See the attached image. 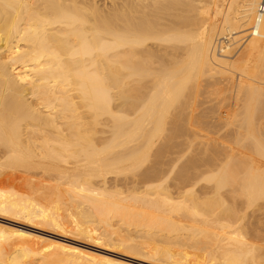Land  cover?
Instances as JSON below:
<instances>
[{"label":"bare ground","instance_id":"6f19581e","mask_svg":"<svg viewBox=\"0 0 264 264\" xmlns=\"http://www.w3.org/2000/svg\"><path fill=\"white\" fill-rule=\"evenodd\" d=\"M259 3L260 0H117L113 3L114 5L110 12L101 13L94 6H83V0H0V167L14 170V167L17 168L18 165L19 168L20 166L28 167L32 165L31 168L36 166L45 169V171L51 170L50 173L55 169L57 178H55L54 173H51V175L52 178L54 175V179H57L55 183L58 185L56 186H59V189H63V195L68 200H73L75 204L77 203L74 206L75 209H82L80 205L82 206L83 204V206L87 207V211L93 214L89 213L90 216H94L97 212L96 215L99 217H96L100 218V221L97 219L99 223L102 221L101 226L106 222L107 216L112 213L115 214L114 217L116 215L118 217L121 216V218L119 217L121 219L119 225H121V222L124 223V220H126V223L132 219L133 223L128 224V226L132 225V228H135L133 226L135 221V225L138 223V225H149L147 228H150V226L155 227V229L156 227H158L157 229L160 227L165 228L160 229L163 232L167 229L170 234L174 233L173 231L176 233L183 230H187L190 233L191 230L197 231L198 235H202L205 238L209 237L208 245L210 250L208 247L207 249L209 250L210 259L214 262L213 264H263L264 161L262 160L264 159V145L262 143L264 144V142L260 143V139H257L258 135L253 136L254 132L251 130L253 117L249 116L250 112L255 108L254 102L260 98L264 99L262 98L264 97V13L259 15ZM238 33L240 35L246 34L240 37L244 38L241 44L236 49H233L235 46L233 44L240 41L236 37ZM241 45L243 46L241 47ZM204 71L209 75L220 73L224 75L223 77L227 75V77L229 76L232 79L234 75L231 73H238L235 92L238 95L237 98H240L242 109H244L248 117L243 118V122L246 119L243 126L247 124V128L249 126L250 129V131L248 129L249 134H247L256 137L253 138L256 142V147H254L255 155H253L252 149H250V152L249 150L245 151L244 148L243 150L245 152L248 151V154L250 153L256 158L250 160L245 155L248 158V163L245 164L243 170L242 168L246 162L239 163L240 161L238 162L237 158L240 159V157L238 156L236 157L237 162L234 161L233 165L229 166L224 162L226 165L222 164V169L217 168V170L221 169L219 173L213 167L214 170L212 169V171L218 173L215 175V185L212 187L200 186L197 194H194L196 196L194 197L195 200L192 197L188 198L186 193L190 191L195 193L193 189H196L194 187L199 185L201 176L210 170L198 169V167L195 168L194 166L190 167L195 168L193 170L188 171V168L182 171L179 170L180 173L177 176L176 174L171 176L174 164H176L175 160L177 159L175 155L173 158H167L166 155L165 161L162 162V159L161 163L158 161V165L155 162L156 164H153L151 168L147 167L148 169H144L145 171L140 176L138 175V178L136 176L135 178L132 177L134 179L131 180L130 178V181H125V178L120 179L124 183H122L123 185L120 184V180L118 182L119 178L117 177L122 170H120L118 165L121 166L123 162L125 167L124 169L121 168L123 170L129 165L128 167H131L130 170L129 168L128 171L127 169L125 170L128 173L142 163V157L140 158L137 154L138 152L135 151L140 145L136 147L130 145L132 148L129 146L127 148L126 145L128 143L141 139L146 148L151 146L150 148L152 149L155 137L161 136L168 128H172L173 125L171 123L167 127L168 118L170 121L179 120L180 122V124L174 125V128H176H173L174 131L182 130V125H185V123L186 129L190 128L191 125L193 126L192 117L196 115L193 114L195 113L193 108L195 105L192 107L191 99L197 94V76L201 73L203 74ZM208 79L211 80L209 76ZM224 79L226 80L227 78H223V82L225 81ZM226 84H231V82ZM111 88L115 89V91L112 92ZM83 107L92 114L94 121L96 120L95 122H98L99 116L105 114L113 118V126H108L111 127V137H109L111 132L108 131L110 129L107 127V131H105L106 129L101 130L99 137L86 133ZM199 114L201 115V113ZM107 132L110 133L106 136ZM172 133H169V135ZM98 134L100 133L98 132ZM191 135L193 134L191 133ZM169 139H171V136ZM98 140L99 143L97 142ZM209 142L212 145L213 142ZM180 143L182 144V142ZM135 145L137 144L135 143ZM203 146L205 147L206 145L204 144ZM200 147L202 148V145ZM222 147L219 148L223 151ZM220 149L217 151V155L219 153L222 155ZM213 150L215 151V148ZM224 150L227 151L226 149ZM168 151L169 149L160 151L161 154L159 156ZM142 153H144V150ZM156 154L155 159L157 158ZM224 154L223 152V158ZM229 155L232 156L231 153ZM147 156L146 154L143 159H147ZM194 156H197V160L194 159L198 163V158L201 156L198 157L197 154ZM138 158L141 159V162ZM228 158L232 157L228 156ZM213 159L215 163L218 161H216L214 156ZM225 159L227 160V155ZM225 159H220L219 162H223ZM212 160L211 162H213ZM125 161L133 164L130 165L128 163L125 165ZM186 161L183 160L184 163ZM215 163L210 165L217 167ZM181 167L183 168V165ZM4 170L2 169V171ZM5 173L3 178L9 175L7 172L5 176ZM9 173L11 176L12 173ZM110 173L114 174L110 175ZM13 175L16 177V174ZM92 177L98 179L93 182L91 181ZM11 178L14 177L11 176ZM203 178L205 179L204 175ZM164 182L168 183L167 186L169 185V187L166 186V192L162 191L163 193H161L160 189L163 188H159L158 183L163 185ZM152 183L155 186L157 183L159 188L155 196L153 189L150 190L154 193L152 197L138 195L142 193L141 191L132 192V190H139V185H147L149 187ZM118 184L121 186H118ZM1 185L4 186L5 184ZM226 186L231 188L230 191L233 194L232 202L228 201L231 204V209L227 208L230 212L229 215L232 217H227V209L225 210L226 207L224 206L228 203L224 195L228 194H218L219 189ZM144 190H146L145 187ZM148 190L146 191L148 192ZM16 191L18 190L6 189L5 186L4 188L0 186V218L5 217L4 215H11L20 217L18 219H27L28 222L30 221L34 224H53L56 228L65 231L66 228L64 227L65 229H63L61 227V224L64 225V223L60 224L63 220L61 217L63 215H60V217L59 214L55 215L53 208L47 206L51 203L46 205L35 194L29 196V194H22L23 191L21 190L22 193L19 191L17 193ZM147 192L144 193L146 194ZM211 193L219 195L221 199L220 207H222L223 203V210L227 213L225 216L215 215V218H202L205 213H210L206 212L205 207L207 203L209 205V202H204L206 203L205 209L203 208L204 210H202L195 201L197 199H208ZM258 199H260L256 208L258 212L255 213L253 211L244 221L247 233L246 231L238 230V227L240 229L243 227L240 225L237 226V230L236 228L234 229L235 220L242 219V222L246 217L248 204L254 205ZM65 201L67 200L65 199ZM54 203H57V201ZM66 203L64 202L65 206H68V201ZM64 204H60V206L63 205V209ZM217 206L219 208V204ZM47 207H51L52 212H50L51 208L48 209ZM83 209L85 210V208ZM211 209L213 211L215 208L213 209L212 207ZM84 210L81 213V217L85 215ZM93 211L94 213H92ZM218 211L222 210L218 209ZM78 214L80 215V213ZM207 214L205 216H208ZM212 214L210 213L209 216ZM79 215H76L78 217L77 220L81 218H79ZM101 216L106 218L102 219ZM222 216L223 218H221ZM196 217H198V220L194 219ZM182 218L188 221L194 220V223L199 221V223L197 222L199 224V226L197 225L198 228L194 229V226L183 223ZM83 220L82 218L80 219L81 224L77 225V228L72 229V232L81 234L97 244L112 246L117 242H113L109 238L110 236L106 238L108 234L105 230L106 236L104 233L101 234L102 232L96 234V230L99 227L92 223L91 220L88 221L92 225H88L87 221ZM241 222L240 224H242ZM115 224L116 222L113 225ZM17 227L10 228L0 223V237L8 236L23 241H31L32 239V243L33 240L36 243H43L41 246L45 247V249L47 248V251L53 247L57 250L56 253L61 256V261L64 264H128L119 258H108L109 256L97 259V256H93L75 245L55 240H50L47 244L48 241L46 242L45 238L34 236ZM106 227L107 230L113 226L109 223ZM123 227L120 228L119 226L118 228L122 229ZM115 229L116 231H113L114 235L118 233L120 236L121 234L117 232V228ZM115 229L113 227V230ZM161 230L160 236L162 237ZM132 231L134 232L135 230L133 229ZM121 233H123V229ZM128 233L131 234V232ZM143 234V237L148 236H145L148 232ZM118 235L116 234V237ZM123 235L128 238L125 239L124 237L127 241L132 239L131 235L129 238L127 233L125 234V230ZM135 236L133 235L134 239ZM154 236H156L158 241H162L164 238L159 239V235L157 236L156 234ZM138 238H142V236ZM124 239H121L122 242L125 241ZM208 239L206 238V240ZM178 240L180 239L177 237L175 243H172L176 244ZM200 240L202 241L203 239ZM44 241L47 245H44ZM201 241V244L205 243ZM135 242L133 241V243ZM141 242L142 240L139 243ZM195 242L193 243L197 245V242ZM180 243H177V246H181ZM81 244L79 243V245ZM144 244L148 245V242H144ZM133 246L132 244L129 247L125 246V250L146 259L162 260L173 264H199L198 262L193 263V258H196L194 255L193 258H189L190 260L192 259L191 261L187 258L186 255L191 253V251L178 254L176 257L174 255L175 251L173 253L170 248H163L160 245L153 247L152 244L150 246L153 248L147 247V251H143L146 249L143 247L145 245H141L143 250ZM203 246H201L202 249L198 248V250L203 251L204 247L206 250V246ZM27 247L24 248L25 250L23 248L21 250H29ZM193 247L195 246L193 245ZM195 250L194 253H198V250L196 252ZM44 251L42 250L41 253ZM26 252H24L25 254L21 252V254L27 255ZM176 252L178 253V249ZM205 252L207 254V251H204V254ZM0 255L2 257V254ZM3 256V258L7 257L4 254ZM28 257L31 258V256ZM38 258L42 261L40 262L42 264L43 258L41 256ZM5 259L0 264H5L6 262L10 264V261ZM206 259L204 257V260ZM58 264L61 263L58 262Z\"/></svg>","mask_w":264,"mask_h":264},{"label":"rangeland","instance_id":"374dc122","mask_svg":"<svg viewBox=\"0 0 264 264\" xmlns=\"http://www.w3.org/2000/svg\"><path fill=\"white\" fill-rule=\"evenodd\" d=\"M117 0H83V6L85 5V6H89V7H91V6H94V7H96L98 10H100L101 11V13H107V12H110L111 11V9H112V7H113V3L114 2H116ZM88 7V8H89ZM243 34H246V33H243ZM240 35V33H238V34H236L237 36L236 37H238L237 39H239L240 41H237L236 43H234L233 44V49H236L237 47H238V45H240L241 44V42L244 40V38L242 39V38H240L241 36H244V35ZM243 45H241V47H242ZM241 49V48H240ZM234 51V50H233ZM199 74H200V72H199ZM202 74V73H201ZM200 74V75H201ZM205 76H207V77H205ZM203 76L201 75V77H200V79H199V76L200 75H198L197 76V85H198V87H197V94H195V96L193 97V99H191V104H192V107L195 109V113H193V114H195L196 116H193L192 118H193V122H194V124H193V126L191 125V127L190 128H188V129H186V123H185V125L183 124L181 127V129L182 130H180V131H174V129H176V128H174L175 126L174 125H178V124H180V122H179V120H177V121H170V119L168 118V124H167V127H169V124L171 123L173 126H172V128H168L161 136L159 135L158 137L156 136L155 138L156 139H154L155 141H153V143H152V149L150 148L151 146H147V148H146V145L145 144H143L144 142H143V140H136V141H134V142H130V143H128L127 145H126V147L127 148H132L131 146L133 145L134 147H136V146H138V145H140L139 147H137V150H135V151H137L138 153V155L140 156V158L142 157V163L141 164H139V165H137V167H135V168H133V166H132V168L134 169V170H132L131 169V171H129L128 173H127V171H128V166L129 165H127L126 167V169H127V171H125V170H123L125 167H124V164H123V162H122V165L121 166H119L118 165V167L120 168V170H122L120 173L118 172V171H120L118 168H117V172L119 173H117L118 174V177L117 178H119L118 179V182H119V180L121 179L122 180V178L125 180V181H130V178H131V180L132 179H134L135 178V176L138 178L141 174H142V172H144L145 170H147L149 167L151 168L152 166H153V164H156V165H158L159 163H161V160H162V162L163 161H165L166 160V157L168 158V157H174V155H175V157H177V161L175 160V162H176V164H174V170L172 171V173H171V176H175V174H176V176H177V174H179L180 173V171H182L183 169L184 170H186L187 168H188V171L189 170H193V169H195V168H197L198 167V169H207V170H210L209 172H207V173H203V175H204V177H205V179L203 178V175L201 176V179H200V183H198L199 185H196L194 188H196V189H193V191L195 190V193L194 192H192V191H190V192H185L186 194H188L187 196H188V198H190V197H192L193 199H194V197H196L195 195L197 194V192H198V188L201 186V187H204V186H210V187H212L213 185H215V175H216V173L218 172H220V170L222 169V164H224V162H226L227 163V165H233V163H234V161L235 162H237V160H238V162L239 163H243V162H246V163H244V166H243V168H242V170L244 169V167H245V164H247L248 163V158H250V160L252 159V158H256V156H252L250 153L248 154V151L247 152H245L246 150H249V152H250V149H252L251 151H255L254 150V147H256V142L253 140V138H256V137H253V136H255V135H258V137H257V139L259 138L260 139V143H262V142H264V128H263V126H264V99H259L258 101H256V102H254V110L252 111V112H250V115L249 116H251V117H253V122H252V124L254 125H251V130H252V132H254V135L252 136H249L248 134V129H249V126H248V128H247V124H244V126H243V123L244 122H246V119H244V122H243V118H248L247 117V114H245V111H244V109H242V103L240 102V98L238 99L237 97H238V95H237V93L235 92L236 91V81H237V78H238V73L237 72H235V74H234V72H232L231 74H233L232 76H233V79L232 78H229V76L227 77V75H226V77H223L224 75H221L220 73L218 74V73H216V74H213V75H209L207 72L205 73V71L203 72ZM208 74V75H207ZM208 76H209V78L211 79V80H209L208 79ZM211 77H213V78H211ZM227 78L225 81H227V82H223V78ZM218 79V80H217ZM220 79H222V80H220ZM232 79V81H230ZM214 80V81H213ZM220 80V81H219ZM219 81V82H218ZM221 81H222V83H221ZM229 81V82H228ZM206 82V83H205ZM231 82V84H226V83H230ZM199 83V84H198ZM212 83V84H211ZM220 83V84H219ZM204 84V86H202ZM216 84V85H215ZM225 85V86H223V85ZM217 85H218V87H217ZM222 86V87H221ZM227 86V87H226ZM230 88H229V87ZM205 87V88H204ZM208 87V88H207ZM211 88V89H210ZM225 89V90H224ZM230 91H229V90ZM232 89V90H231ZM212 90V91H211ZM216 90V91H215ZM111 91L112 92H114L115 91V89H112L111 88ZM229 91V92H228ZM208 92V93H207ZM204 93H205V95H204ZM225 93V94H224ZM230 93V94H229ZM199 94V95H198ZM209 96V97H208ZM229 96V97H228ZM236 96V97H235ZM225 97V98H224ZM220 98V99H219ZM262 98H264V97H262ZM196 99V100H195ZM210 99V100H209ZM212 100V101H211ZM228 100V101H227ZM235 100V101H234ZM202 101V102H201ZM210 101V102H209ZM194 102V103H193ZM197 103V104H196ZM206 104V105H205ZM229 104V105H228ZM237 104V105H236ZM241 104V105H240ZM197 106H199L198 107V109H197ZM210 106V107H209ZM238 106V107H237ZM240 106V107H239ZM202 107V108H201ZM208 107V108H207ZM209 108H211V109H209ZM213 108V109H212ZM224 108V109H223ZM226 108V109H225ZM193 109V110H194ZM197 109V110H196ZM206 109V110H205ZM209 110V111H208ZM237 110V111H236ZM242 110V111H241ZM233 111V112H232ZM199 113H201V115L199 114ZM217 113V114H216ZM218 114H220V115H218ZM209 115V116H208ZM228 115V116H227ZM227 116V117H226ZM246 116V117H245ZM83 117H84V120H85V122H86V124L84 125V127L87 129V131H86V133H91V134H93V136L94 135H97V137H99L100 135H101V130L103 131V130H105V131H107V128L108 129H110V130H108V131H110L111 132V134H109L110 136L109 137H111L112 136V131H111V127L113 126L112 125V123H113V118L111 117V116H109V115H102V116H99V120H98V122H95L94 121V119H93V117H92V114L86 109V108H84L83 107ZM227 118V120H226V118ZM206 118V119H205ZM207 118H209V119H207ZM233 118V119H232ZM196 119V120H195ZM223 119V120H222ZM232 119V120H231ZM184 120H186V119H184ZM203 120H205V121H203ZM214 120H215V122H214ZM222 120V121H221ZM218 121H220V122H218ZM179 122V123H178ZM225 122V123H224ZM107 123V124H106ZM231 123V124H230ZM104 124V125H103ZM199 124V125H198ZM212 124V125H211ZM215 124V125H214ZM226 124V125H225ZM111 125V127H108V126H110ZM208 125V126H207ZM240 125H241V127H240ZM105 126V127H104ZM107 127V128H106ZM203 127V128H202ZM216 127V128H215ZM221 127V128H220ZM242 127H244V128H242ZM102 128H104V129H102ZM174 128V129H173ZM213 128V129H212ZM233 128V129H232ZM190 129H191V131H190ZM194 129V130H193ZM200 129V130H199ZM227 129V130H226ZM100 130V131H99ZM207 130V131H206ZM220 130V131H219ZM241 130V131H240ZM100 133V134H98V132ZM189 131V132H188ZM219 131V132H218ZM232 133H231V132ZM249 131H250V129H249ZM110 132H107L105 135L107 136L108 135V133H110ZM172 132H174V133H172ZM182 132V133H181ZM197 132V133H196ZM202 132V133H201ZM214 132V133H213ZM216 132V133H215ZM243 132H244V134H243ZM166 133V134H165ZM169 133H172V134H170L169 135ZM191 133L193 134V135H191ZM194 133H195V135H194ZM200 135H199V134ZM248 133V134H247ZM168 134V135H167ZM215 134H216V136H215ZM236 134V135H235ZM240 134V135H239ZM99 135V136H98ZM184 135V136H183ZM238 135V136H237ZM163 136V137H162ZM168 136H169V138H170V136H171V139H169L168 138ZM173 136V137H172ZM179 136V137H178ZM201 136V137H200ZM212 136V137H211ZM218 136H220V137H218ZM243 136V137H242ZM177 137H178V139H177ZM196 137V138H195ZM205 137V138H204ZM234 137V138H233ZM247 137V138H246ZM250 137V138H249ZM158 138V139H157ZM176 138V139H175ZM201 139V140H200ZM230 139V140H229ZM234 139V140H233ZM238 139H240L239 141H238ZM167 140V141H166ZM199 140V141H198ZM205 140H206V142H205ZM213 140V141H212ZM215 140V141H214ZM248 140V141H247ZM251 140V141H250ZM209 141H211V142H213L212 143V145L211 144H209L210 142ZM237 141H238V144H237ZM250 141V142H249ZM98 143H99V140L97 141ZM96 142V143H97ZM179 142V143H178ZM180 142H182V144L180 143ZM190 142H192V143H190ZM209 142V143H208ZM228 142V143H227ZM248 142H249V144H248ZM253 142H254V145H253ZM135 143L137 144V145H135ZM170 143H171V145H170ZM175 143H177V144H175ZM202 143V144H201ZM216 143V144H215ZM218 143V144H217ZM222 143V144H221ZM236 143V144H235ZM250 143H252V144H250ZM169 144V145H168ZM180 145V147H178L179 145ZM206 145L205 147L203 146V145ZM221 144V145H220ZM226 144H228V145H225ZM247 144V145H246ZM131 145V146H130ZM178 145V146H177ZM189 145V146H188ZM191 145V146H190ZM198 145V146H197ZM200 145H202V148L200 147L199 148V146ZM215 145V147H213L212 148V146H214ZM220 145V146H219ZM222 145H224L223 147H222ZM238 145V146H237ZM243 145V146H242ZM249 145V146H248ZM253 145V146H252ZM262 145H264L263 143H262ZM129 146V147H128ZM160 146V147H159ZM164 146V147H163ZM175 146V147H174ZM228 146H230L229 148H228ZM253 148H252V147ZM156 147V148H155ZM167 147V148H166ZM188 147H189V149H188ZM190 147H191V149H190ZM218 147V148H217ZM219 147H222V149H223V151L219 148ZM247 147V149H245ZM210 148H211V150H210ZM215 148V151L213 150L212 151V149H214ZM232 148H234V149H232ZM243 148H244V150H243ZM148 149H151V150H148ZM166 149H169V151L168 152H165L163 155H160L159 156V154H161V152L160 151H164V150H166ZM181 151H180V150ZM200 149H201V151H200ZM217 149V150H216ZM219 149H220V152H222V155L219 153V155H217V151H219ZM224 149H226L227 151H225ZM139 150V151H138ZM143 150H144V153H142L143 152ZM154 150V151H153ZM158 150V151H157ZM179 150V151H178ZM186 150H188V151H186ZM197 150H198V152H197ZM209 150V151H208ZM230 150V151H229ZM150 151V152H149ZM157 151V152H156ZM176 151H178V152H176ZM229 151V152H228ZM234 151V152H233ZM236 151V152H235ZM239 151V152H238ZM140 152V153H139ZM147 152V153H146ZM170 152H172V153H170ZM176 152V153H175ZM180 152V153H179ZM205 152V153H204ZM211 152H213V153H211ZM216 154H215V153ZM223 152L225 153L224 154V158H223ZM226 152H228V154H226ZM236 153V154H233V153ZM238 152V153H237ZM253 152H251V153H253ZM149 153V154H148ZM153 155H152V154ZM157 153V154H156ZM163 153V152H162ZM179 153V154H178ZM198 153H200V154H198ZM202 153V154H201ZM204 153V154H203ZM229 153H231V155L232 156H230L229 155ZM240 153V154H239ZM136 154V155H137ZM143 154H144V156L147 154L148 156V158L147 159H143V158H145L144 156H143ZM155 154L157 155L156 157V159H155ZM195 154H197L198 155V157H200V158H198L199 160L201 159H203L202 161L200 160H198L197 162L198 163H196V157L197 156H194ZM209 154H210V156H209ZM212 154V155H211ZM214 154V155H213ZM238 154V155H237ZM137 155V156H138ZM142 155V156H141ZM167 155V156H166ZM171 155V156H170ZM178 155H180V156H178ZM185 155V156H184ZM222 157H221V156ZM226 155H227V160L225 159L226 158ZM235 157H234V156ZM248 157H246V156ZM253 155H255V152H254V154ZM151 156V157H150ZM166 156V157H165ZM205 156V157H204ZM212 156V157H211ZM213 156H214V158L216 159V161L218 162V164H217V162L215 163V160L213 159L212 160V158H213ZM215 156H217L218 157V159H217V157H215ZM228 156L229 157H232V158H228ZM240 157V159L239 158H237V160H236V157ZM241 156H244V157H241ZM163 157V158H162ZM181 157V158H180ZM207 157V159H205ZM209 157V158H208ZM140 158H138L139 160H140V162H141V159ZM150 158V159H149ZM196 160H195V159ZM211 158V159H210ZM225 159V160H223V162L221 161V162H219L220 161V159ZM234 158V159H233ZM243 158V159H242ZM159 159V160H158ZM181 159V160H180ZM210 159V160H209ZM143 160H144V162H143ZM155 160V161H154ZM183 160L184 161H186V160H188V161H186V163H184L183 162ZM211 160L213 161V162H211ZM229 160V161H228ZM231 160V161H230ZM244 160H246V161H244ZM249 160V161H250ZM150 161V162H149ZM158 161H159V163H158ZM182 161V162H181ZM195 161V162H194ZM228 161V162H227ZM262 161H264V159L262 160ZM126 162V161H125ZM124 162V163H125ZM148 162V163H147ZM156 162V163H155ZM174 162V163H175ZM200 162V163H199ZM201 162H203L202 164H201ZM128 163H130V165H132L133 163L132 162H128ZM127 162L125 163V165L126 164H128ZM187 163H188V165H189V167H188V165H187ZM204 163H206V164H204ZM216 164L217 165V167H215V165H210V164ZM221 163V164H220ZM231 163V164H230ZM185 164V165H184ZM191 164H192V166H191ZM199 164V165H198ZM176 165V166H175ZM183 165V168L181 167ZM198 165V166H197ZM218 165H220V166H218ZM226 164H224V166H225ZM177 166H179V167H177ZM186 166V167H185ZM195 166V168H190V167H194ZM203 166H205V167H203ZM25 167V168H24ZM32 167V165H30V166H28V167H26V166H20V168H19V165L17 166V168H15L14 167V170H12V168H7V167H3V168H1L0 167V177L5 173V176L7 175V172H8V174L9 175H7L8 177H10L11 178V176L12 177H14V178H8L7 176L5 177V178H3L4 177V175L2 176V178H0V186L1 187H3L4 188V186H5V188L7 189V188H11V189H13V190H18L19 192H21V191H23V193L22 194H26V195H28L29 194V196H33V194H35V196L39 199V200H41V202H43L44 204H50V205H47V206H51L52 208H53V211H54V213H55V215L56 214H59V217H60V215H63V216H61L62 217V221L60 222V224L63 222L64 223V225L63 224H61L62 226L61 227H63V229H65V231H63V230H61L60 228H56L53 224H46L45 225V223L43 224V223H33V222H30V224H29V222L27 221V219H23V218H21V219H18V218H20V217H15V216H11V215H4L5 217H3V218H0V223L1 224H3L4 226H7V227H17V228H19V229H22V230H24V231H26V232H29V233H31L32 235H34V236H41V237H43V238H45V241L47 242V244L49 243V241L50 240H55V241H59V242H62V243H66V244H69V245H75L76 247H78V248H81V249H83L84 251H86V252H88L89 254H91V255H93V256H97L96 258L97 259H99V258H104V257H108V258H119L120 260H122V261H124V262H126V263H128V264H168L169 262H166V261H162V260H152V259H150V258H143V257H141V256H138V255H134V254H132V253H129V252H127L126 250H125V246H127V247H129V246H131V244H132V246L136 243V242H138L139 240L141 241L142 240V244L141 243H136V245H134L133 247H137L138 249H139V245L141 244L142 246L143 245H145V246H143V247H145L146 249H144L143 250V247H141V245H140V249L139 250H143V251H147V247L148 248H150V249H152L154 246H156V245H160V246H162L163 248H170V250L174 253V251H175V254L174 255H176V257H177V255L178 254H182V253H188V252H190L191 251V253H189V254H187L186 256H187V258L189 259V258H193V255L197 258H193V263H195V262H198L199 264L201 263V264H203V263H209V264H213L214 262H213V260H211L210 259V255H209V250H210V247H209V237H206L208 240H206V238L205 237H203L202 235H198L196 232L197 231H192L191 230V233L189 232V231H187V230H183V231H177V233L175 232V231H173L174 233H172V231H171V233L172 234H170L169 232V230H165L164 232H163V230H161V229H165V228H159V229H157L158 227H156V229H155V227H153V226H150V228H147V227H149V225L148 226H146V225H138V224H136L135 225V221H134V224H133V226H135V228H132V225H130L131 226V228H130V226H128V224L129 223H133V221H131V220H128V222H126L125 223V221L126 220H124L123 222L124 223H122L121 222V225H119L120 224V218H121V216H119L118 217V215H116L115 217H114V215L115 214H112V213H110V215H108L107 217L108 218H106L107 220H106V225H104L103 224V226H101V223H102V221H101V223H99L98 222V220L97 219H99V221H100V218H97V217H99V216H97L96 214H97V212L95 213V217L94 216H90V212L89 211H87V207L86 206H83V204H82V206L80 205V208H85V210H84V212H85V215H83L84 217H81L82 215H81V213L83 212V210L82 209H75V207L74 206H76L77 205V203L75 204V201H73V200H68L64 195H63V189H59L60 187L59 186H56V185H58L57 183H55V181H57V179L55 180L54 179V175L56 174V170L54 169V170H52V172L51 173H54V175H53V178H52V175H51V173H50V171H45V169H43V168H39V167H36V166H34L33 168H31ZM148 167V168H147ZM200 167V168H199ZM213 167H214V169L215 170H217V168H221L219 171L217 170V172L216 171H212V169H213ZM31 168V169H30ZM121 168H123V169H121ZM131 168V167H130ZM130 168H129V170H130ZM142 168H143V170H142ZM177 168H179V169H177ZM2 169L5 171H2ZM34 169V170H33ZM42 169V170H41ZM136 169V170H135ZM145 169V170H144ZM213 169V170H214ZM26 170V171H25ZM33 170V171H32ZM142 170V171H141ZM177 170V171H176ZM180 170V171H179ZM14 171V172H13ZM43 171H44V173H43ZM2 172H4V173H2ZM9 172H13L12 174H11V176H10V173ZM32 172H33V174H32ZM36 172V173H35ZM126 172V173H125ZM2 173V174H1ZM38 173V174H37ZM217 173V174H218ZM13 174H16V177H15V175H13ZM21 174V175H20ZM42 174H44V175H42ZM112 174H114V173H110V175H112ZM129 174H131V175H129ZM134 174H136V175H134ZM206 174H207V177H206ZM213 174V175H212ZM35 175V176H34ZM48 175H50V176H47ZM139 175V176H138ZM122 176V177H121ZM209 176V177H208ZM44 177H46V178H44ZM50 177V178H49ZM121 177V178H120ZM132 177H134V178H132ZM211 177V178H210ZM48 178V179H47ZM55 178H57L56 177V175H55ZM93 178V179H92ZM91 178V181H93L94 182V180L96 179H98V178H94V177H92ZM23 179V180H22ZM53 179V180H52ZM127 179V180H126ZM129 179V180H128ZM207 179V180H206ZM90 180V179H89ZM95 180V181H96ZM120 180V184H122L123 183V181H121ZM5 181V182H4ZM41 182V183H40ZM211 182H214V183H211ZM36 183V184H35ZM210 185H209V184ZM1 184H5L4 186L3 185H1ZM11 184V185H10ZM120 184H118V186H121ZM124 184V183H123ZM122 184V185H123ZM167 184L168 183H166V182H164V184L162 185V183L161 184H159L158 183V185L160 186L159 188H165L164 190L163 189H160L161 190V193H163L164 191L166 192V186H167ZM41 185H43V186H41ZM6 186H8V187H6ZM16 186V187H15ZM17 186H18V188H17ZM27 186V187H26ZM53 186V187H52ZM164 186V187H163ZM13 187H15V188H13ZM38 187V188H37ZM43 187H45V188H43ZM52 189H51V188ZM59 187V188H58ZM122 187H124V186H122ZM141 187V188H140ZM143 187V188H142ZM144 187H145V189L146 190H148L149 188V190H148V192L146 191V190H144L143 191V189H144ZM151 187H153V188H151ZM155 187V188H154ZM167 187H169V185L167 186ZM227 187V186H226ZM226 187H223V188H220L219 189V193L218 194H220V193H222L223 195L224 194H228V195H224V196H226V202H232V200H231V198H232V196H233V194L231 193V191H230V187L228 186L227 188ZM17 188V189H16ZM42 188V189H41ZM158 188V186H157V183H156V186H155V184L154 183H152L151 185H149V187L146 185H142V186H138V189L139 190H132V192L134 191H141L142 193L140 194H138V195H140V196H149V197H152L153 196V194H154V196L156 195V192H157V189H159ZM28 189V190H27ZM57 189V190H56ZM131 189H133L132 187H131ZM141 189V190H140ZM154 190V193H152V191H150V190ZM21 190V191H20ZM35 190V191H34ZM46 190V191H45ZM122 190H124V188H122ZM18 191H16L17 193H19ZM163 191V192H162ZM189 191V190H188ZM221 191V192H220ZM225 191H227V192H225ZM27 192V193H26ZM37 192V193H36ZM59 192V193H58ZM127 192V191H126ZM144 192H147L146 194L144 193ZM230 192V193H229ZM43 193V194H42ZM149 193V194H148ZM152 193V194H151ZM45 194V195H44ZM48 194V195H47ZM55 194V195H54ZM124 194H126V193H124ZM195 194V195H194ZM218 194H216V193H211L210 195H209V198L208 199H210V200H208V199H197L195 202H197L196 204H197V206H198V204H199V208L200 209H202V210H204L205 208H204V206H205V204L206 203H204L205 201L206 202H209V205H207L206 204V212H210L211 214L212 213H214V214H212L211 216H209V214H207V213H205V215L207 214L208 216H203L202 218H205V217H208L209 219L212 217V218H215L214 216L215 215H218V216H221V215H223V216H225L227 213V217L228 216H231V215H229V211H228V209L230 208V205L231 204H229V202L228 203H226V204H229V205H224L223 203H222V207H220V205H221V202H220V197H219V195ZM221 194V195H222ZM61 195V196H60ZM127 195H128V193H127ZM131 195V194H130ZM218 195V196H217ZM186 196V195H185ZM64 200H63V199ZM187 198V197H186ZM46 199V200H45ZM65 199L68 201V206H69V208H68V206L66 205L65 206V204H67L66 202L67 201H65ZM59 200V201H58ZM62 200H63V203H62ZM195 200V199H194ZM208 200V201H207ZM231 200V201H230ZM57 201V203H54V202H56ZM202 201V202H201ZM49 202V203H48ZM64 202H65V204H64ZM213 202H214V204H213ZM260 202V199H258L256 202H255V204L253 205H249L248 204V206H247V208H246V213L247 214H245L246 215V217L244 218V220L241 222V220L242 219H236L235 220V224H233V227H234V229L236 228V230H237V226H243L241 229H240V227H238V230H240V231H246L245 229H247L246 228V226H244V225H246L245 224V222L244 221H246L245 219H247V216L248 215H250V213H252L253 211H255V213H257L258 211L256 210V208H257V203H259ZM53 203V204H52ZM132 203V202H131ZM201 203V204H200ZM203 203V204H202ZM219 204V208H218V206H217V204ZM60 204H64V209L66 210H64L62 207H63V205H61L60 206ZM213 204V205H212ZM57 205H58V207H57ZM214 205H216V207H214ZM226 207L225 208V210L227 209V213H226V211L225 210H223L224 209V206ZM209 206V207H208ZM228 206V207H227ZM51 207H49V208H51ZM208 207V208H207ZM213 207V211H211L212 208ZM48 208V207H47ZM48 208V209H49ZM52 208L50 209V212H52L51 210H52ZM59 210V209H61V210H57V209ZM71 208V209H70ZM204 208V209H203ZM216 208H217V210H216ZM77 210L78 211V213H80V215L77 213L76 214V212H75V210ZM218 209H221L222 211H218ZM231 209V208H230ZM60 211H61V214H60ZM215 211H217L216 213H218V214H216L215 213ZM205 212V211H204ZM65 213V214H64ZM71 213V214H70ZM74 213V214H73ZM90 213V214H89ZM92 213H94V211L92 212ZM249 213V214H248ZM111 214H112V216H111ZM74 215V216H73ZM76 215H79V218L81 217L82 218V220L84 219L85 221H87L86 223L88 224V225H92V223H94V224H96L97 225V227H99L98 228V230H96L97 232H96V234H99V233H101V234H103L105 231H106V233L108 234H106V233H104V235L106 236V238L108 237V236H110L109 238L111 239V240H113V242L115 241H117L116 243H114L112 246H110V245H104V244H100V243H93L94 241H92V240H90V239H87V237L85 238L83 235H81V234H75L74 232H72V229H74V228H77V225H79V224H81V222H80V219H78L77 220V216ZM88 215V216H87ZM91 215H93V214H91ZM104 216H106V215H104ZM104 216H101L102 217V219H105L104 218ZM223 216L221 217V218H223ZM15 217V218H14ZM65 217H67V218H65ZM232 217V216H231ZM89 218V219H88ZM97 220H95V219ZM110 218H112V219H110ZM116 218V219H115ZM200 218V217H199ZM101 219V220H102ZM195 220H198V217H196V218H194ZM83 220V221H84ZM88 220H91V222L92 223H90ZM92 220H95L96 222H98V223H96L95 221H92ZM123 220V219H122ZM199 220H201V219H199ZM242 223V224H240V222ZM68 221H70V222H68ZM184 221V222H183ZM193 221V222H192ZM5 222V223H4ZM7 222V223H6ZM90 224H89V223ZM116 222V226L115 225H113L114 223ZM117 222H119V223H117ZM182 222L183 223H187V224H189V225H192V226H194L193 228L194 229H196V228H198V226H199V221H195L196 223H194V220H186V219H184V218H182ZM239 222V223H238ZM244 222V223H243ZM33 223V224H32ZM68 223H70V224H68ZM85 223V224H86ZM112 224V226L114 227V229L115 228H117V232H119L121 235L119 236L118 235V233H115V235H114V232L113 231H116V229L115 230H113V227L112 228H110V229H107V230H109L108 232H107V230H106V226H107V224ZM13 224V225H12ZM40 224V225H39ZM83 224V223H82ZM100 224V225H99ZM124 224V225H123ZM194 224V225H193ZM237 224V225H236ZM48 225V226H47ZM49 225H50V227H49ZM127 225V227L125 228V226ZM198 225V226H197ZM31 226V227H30ZM47 226V227H46ZM71 226H74V227H71ZM120 226V228L121 227H123L122 229H123V233H124V230H125V234L127 233V235L129 236V238L131 237L132 239H129V241H127V240H125V239H128V238H126V236H124L123 235V233H121L122 232V229H120V228H118ZM141 226V227H140ZM142 226H144V227H146V228H144V227H142ZM236 226V227H235ZM53 227H55V228H53ZM65 227V228H64ZM104 227V228H103ZM106 227V228H105ZM103 228V229H102ZM125 228V229H124ZM142 228H144L143 230H142ZM27 229V230H26ZM35 229V230H34ZM37 229V230H36ZM54 229V230H53ZM60 229V230H59ZM68 229V230H67ZM121 231H119V230ZM135 230L134 232L132 231V230ZM146 229V231H144ZM148 229V230H147ZM100 230V231H99ZM105 230V231H104ZM138 230H140L141 232H148V234H146L145 236H147V237H143L144 236V234L143 233H141L140 231H138ZM152 230V231H151ZM153 230H154V233H153ZM160 230L162 231V233H161V235L163 234H165L164 236L162 235V237L160 236ZM257 230H259L258 228H257ZM68 231H70L69 233H68ZM155 231H156V233H155ZM167 231H169V232H167ZM128 232H131V234H129ZM135 232H136V234H135ZM137 232H139V233H137ZM153 233V234H151V233ZM193 232V233H192ZM110 233V234H109ZM112 233V234H111ZM150 233V234H149ZM158 233V234H157ZM166 233H168V234H166ZM189 233H190V235H189ZM246 233H247V231H246ZM255 233V232H254ZM44 234V235H43ZM73 234H75V235H73ZM116 234L119 236H117L118 238H120L119 240H118V238L116 237ZM141 235L142 236V238H138V237H141V236H138V237H136L135 235ZM159 235L158 236V238L160 239H162L163 237V240H165V238H166V240L165 241H161V240H157V238H156V236H154V235ZM178 234V239H180V240H178L177 241V243H180L181 244V246L179 245V246H177V243L176 244H174L175 243V241L177 240V237H176V235ZM264 234V233H263ZM60 235V236H59ZM76 235H78V236H76ZM131 235V236H130ZM133 235L135 236V239L133 238ZM154 237H153V236ZM167 235V236H166ZM169 235V236H168ZM173 235V236H172ZM192 235H193V237H192ZM75 236V237H74ZM127 236V237H128ZM152 238H151V237ZM171 236H172V238H171ZM190 236V237H189ZM80 237H81V239H80ZM123 237V238H122ZM124 237H125V239H124ZM151 238L150 240H149V238ZM176 237V238H175ZM180 237V238H179ZM192 237V238H191ZM200 237V238H199ZM9 238V239H8ZM11 238V239H10ZM112 238H114V239H112ZM137 238H138V240H137ZM153 238H155V239H153ZM168 238H169V240L171 241H169L168 240ZM187 238H188V240H187ZM199 238V239H198ZM14 239V240H13ZM87 239V240H86ZM116 239V240H115ZM121 239H124L123 241L124 242H122V240ZM144 239V240H143ZM147 239V240H146ZM174 239H176V240H174ZM200 239H203L202 241L200 240ZM3 240H4V242H3ZM155 240H157V241H155ZM198 240H199V244H198ZM45 241H44V243H45ZM90 241V242H89ZM133 241L135 242V243H133ZM161 241V242H160ZM180 241V242H179ZM194 241H196L197 242V245H195L193 242ZM200 241L201 242H205V243H200ZM9 242V243H8ZM29 242V243H28ZM119 242V243H118ZM126 242H128V243H126ZM144 242H148V245L147 244H144ZM150 242V243H149ZM153 242V243H152ZM156 242V243H155ZM162 242H164V243H162ZM168 242H170V243H168ZM172 242H174V243H172ZM195 242V243H196ZM5 243V244H4ZM24 243V244H23ZM27 243V244H26ZM79 243L81 244V245H79ZM124 243H125V245H124ZM159 243V244H158ZM19 244V245H18ZM28 244H30V245H28ZM33 244V245H32ZM46 243L44 244V245H47ZM128 244V245H127ZM139 244V245H138ZM152 244H153V247H151L152 246ZM162 244H164V245H162ZM166 244V245H165ZM169 244H171V246H169ZM41 245H43V243L42 244H40L39 242L38 243H36V241H34L33 240V243H32V239H31V241L29 240H26V241H23V240H18V239H16V238H12V237H8V236H3V237H0V246H1V249H0V254H2V257H0V262L1 261H4V259L6 260V261H10V264H37L38 262L40 263V262H42V261H40V259L38 258L39 256H41V258H43V263L44 264H58V262L59 263H61V264H64L62 261H61V256L60 255H58L56 252H57V250H55L53 247H51V250L49 249L48 251H47V248L45 249V247H42ZM103 245V246H102ZM122 245V246H121ZM138 245V246H137ZM146 245H147V247H146ZM151 245V246H150ZM193 245L195 246V247H193ZM206 246V250H205V247L204 246ZM26 246H28L27 248H29V250H26V251H28V252H26V251H24L25 249V247ZM105 246V247H104ZM182 246H184L185 247V249H184V247H182ZM196 246H198V247H196ZM201 246H203L204 247V249H203V251L202 250H198V248L199 249H202L201 248ZM8 247V248H7ZM17 247H19V248H17ZM44 248V249H42V248ZM84 247V248H83ZM178 247V248H177ZM182 247V248H181ZM207 247L209 248V250L207 249ZM17 248V249H16ZM24 249V250H21V249ZM42 249L43 251L44 250H46V251H44L43 253H41L42 252V250H38V249ZM120 248V249H119ZM195 248H196V250H195ZM15 249V250H14ZM20 249V250H19ZM30 249L33 251H31L30 252ZM35 249V250H34ZM38 250V252H36L37 250ZM54 249V250H53ZM94 249V250H93ZM150 249H148V250H150ZM178 249V253L176 252V250ZM187 249V250H186ZM193 249V250H192ZM3 250H6V251H3ZM7 250H9V251H7ZM194 250H195V252L198 250V253L196 252V253H194ZM3 251V252H2ZM23 253V254H25L24 252H26L27 253V255H23V254H21V252ZM35 251V252H34ZM102 251V252H101ZM201 251H202V253H203V255H202V253H201ZM204 251H207V254H206V252H205V254H204ZM7 252V253H6ZM17 252V253H16ZM51 252V253H50ZM101 252V253H100ZM180 252V253H179ZM9 253V254H8ZM12 253V254H11ZM14 253V254H13ZM40 254L39 256H38V254ZM192 253H194V254H192ZM201 253V254H200ZM3 254L6 256L7 255V257H5V258H3L4 256H3ZM17 254H18V256H17ZM30 254V255H29ZM195 254H197V255H195ZM21 257H20V256ZM126 255V256H125ZM190 257H189V256ZM1 256V255H0ZM9 256V257H8ZM10 256H11V258H10ZM25 256V257H24ZM28 256H31V258L30 257H28ZM202 256H203V258H202ZM208 256V257H207ZM16 257V258H15ZM24 257V258H23ZM204 257H206L207 259L206 260H204ZM29 258V259H28ZM47 258V259H46ZM127 258V259H126ZM132 258V259H131ZM201 258H202V260H201ZM23 259H24V261H23ZM30 259H32V260H30ZM45 259V260H44ZM148 259H150V260H148ZM195 259H196V261H195ZM200 259V261H198ZM212 262H210L209 260ZM26 260H27V262H26ZM58 260V261H57ZM130 260V261H129ZM190 260V259H189ZM190 260V261H191ZM208 260V261H207ZM264 260V259H263ZM61 261V262H60ZM15 262V263H14ZM19 262V263H18ZM24 262V263H23ZM30 262V263H29ZM55 262V263H54ZM150 262V263H149ZM262 262H264V261H262ZM38 263V264H39ZM42 263V264H43ZM5 264H7V262L5 263ZM41 264V263H40ZM169 264H173V263H169ZM262 264V263H261ZM264 264V263H263Z\"/></svg>","mask_w":264,"mask_h":264},{"label":"built area","instance_id":"2783aa9c","mask_svg":"<svg viewBox=\"0 0 264 264\" xmlns=\"http://www.w3.org/2000/svg\"><path fill=\"white\" fill-rule=\"evenodd\" d=\"M258 11H259V15L264 13V0H260Z\"/></svg>","mask_w":264,"mask_h":264}]
</instances>
